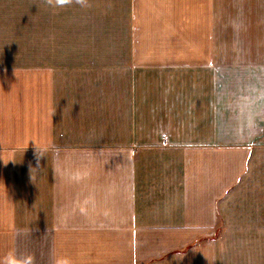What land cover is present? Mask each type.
<instances>
[{
    "label": "crops",
    "instance_id": "obj_1",
    "mask_svg": "<svg viewBox=\"0 0 264 264\" xmlns=\"http://www.w3.org/2000/svg\"><path fill=\"white\" fill-rule=\"evenodd\" d=\"M90 5L0 0V264H264V0Z\"/></svg>",
    "mask_w": 264,
    "mask_h": 264
},
{
    "label": "clouds",
    "instance_id": "obj_2",
    "mask_svg": "<svg viewBox=\"0 0 264 264\" xmlns=\"http://www.w3.org/2000/svg\"><path fill=\"white\" fill-rule=\"evenodd\" d=\"M41 2L49 7L61 8V9L72 7L74 5L78 6L81 9H87L91 6L90 0H41ZM38 155H41L39 149H38Z\"/></svg>",
    "mask_w": 264,
    "mask_h": 264
}]
</instances>
